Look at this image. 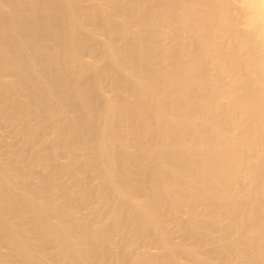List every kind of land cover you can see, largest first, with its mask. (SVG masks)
Masks as SVG:
<instances>
[{
  "label": "bare ground",
  "instance_id": "6f19581e",
  "mask_svg": "<svg viewBox=\"0 0 264 264\" xmlns=\"http://www.w3.org/2000/svg\"><path fill=\"white\" fill-rule=\"evenodd\" d=\"M0 264H264V0H0Z\"/></svg>",
  "mask_w": 264,
  "mask_h": 264
}]
</instances>
